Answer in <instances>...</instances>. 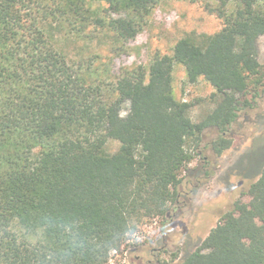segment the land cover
<instances>
[{
    "label": "trees",
    "instance_id": "1",
    "mask_svg": "<svg viewBox=\"0 0 264 264\" xmlns=\"http://www.w3.org/2000/svg\"><path fill=\"white\" fill-rule=\"evenodd\" d=\"M173 1L200 3L222 29L116 76L114 56L73 59L59 37L126 47L160 0H0V264H109L147 224L169 221L207 131L219 158L231 128L259 108L264 0ZM177 65L214 89L198 122L176 98ZM174 264H264V168Z\"/></svg>",
    "mask_w": 264,
    "mask_h": 264
},
{
    "label": "rangeland",
    "instance_id": "2",
    "mask_svg": "<svg viewBox=\"0 0 264 264\" xmlns=\"http://www.w3.org/2000/svg\"><path fill=\"white\" fill-rule=\"evenodd\" d=\"M221 29V21L200 3L160 0L148 25L126 47L100 37L91 41L60 36L59 45L73 59L100 55L108 62L114 56L110 70L117 76L141 65L148 67L155 54L172 55L175 44L190 33L212 35ZM260 60L264 61V37L260 39ZM173 75L176 98L193 104L191 117L200 121L215 107L211 100L214 89L203 79L191 84L180 65ZM258 106L231 128L233 145L219 158L210 149L218 134L216 130L207 131L200 155L185 176L187 193L170 212L169 221L147 224L121 250L111 254L109 264H174L202 244L264 168V99ZM206 170L214 173L212 178L205 176Z\"/></svg>",
    "mask_w": 264,
    "mask_h": 264
},
{
    "label": "built area",
    "instance_id": "3",
    "mask_svg": "<svg viewBox=\"0 0 264 264\" xmlns=\"http://www.w3.org/2000/svg\"><path fill=\"white\" fill-rule=\"evenodd\" d=\"M114 252H116V251H114Z\"/></svg>",
    "mask_w": 264,
    "mask_h": 264
}]
</instances>
